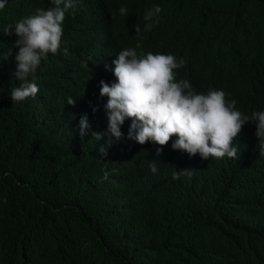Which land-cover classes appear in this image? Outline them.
<instances>
[{
	"label": "clouds",
	"instance_id": "1",
	"mask_svg": "<svg viewBox=\"0 0 264 264\" xmlns=\"http://www.w3.org/2000/svg\"><path fill=\"white\" fill-rule=\"evenodd\" d=\"M39 2L33 9L24 4L4 29L11 55L4 57L7 71L20 82L10 92L13 102L38 95L41 61L67 51L61 44L67 20L84 5ZM5 5L0 0V9ZM217 9L215 2L192 12L160 0L92 1L87 31L107 30L117 41L106 57L107 40L86 39V76L108 124L106 133H92L94 155L104 166L110 159L99 140L107 135L105 144L111 145L128 133L150 148L146 167L153 173L157 164H169L173 179L193 173L212 182L234 178V217L221 220L202 264H264V45H245L214 25ZM65 101L77 134L86 136L87 117L77 120L75 100ZM101 177L112 207H125L128 216L139 213L140 189L129 184L121 167L104 169ZM36 199L27 204L0 192V264L116 263L114 253L76 252L45 234L56 198ZM140 252L141 264L166 262L159 248Z\"/></svg>",
	"mask_w": 264,
	"mask_h": 264
},
{
	"label": "trees",
	"instance_id": "2",
	"mask_svg": "<svg viewBox=\"0 0 264 264\" xmlns=\"http://www.w3.org/2000/svg\"><path fill=\"white\" fill-rule=\"evenodd\" d=\"M92 1L84 0L83 8L67 20L61 37L67 51L41 61L38 95L21 102H13L10 96L20 82L7 71L4 57L11 55L4 29L24 4L35 8V0H6L0 9V192L27 204H35L36 198H56L49 204L53 208L55 203L54 216L42 231L76 252H111L115 264H141L140 250L156 247L163 251L159 257H164L165 264H202L211 253L221 220L234 217L230 198L234 178L212 182L193 173L173 179L169 164H157L153 173L146 167L150 148L139 146L128 133L119 140L113 138L111 145L105 144L108 136H103L99 141L110 160L102 162L104 166L96 161L93 147L97 141L92 133H106L108 124L93 98L94 83L86 76V39L107 40L106 57L117 41L110 31H87ZM160 2L192 12L215 2L214 25H223L245 45H264V0ZM66 97L75 100L71 105L77 120L87 117L86 136L77 134ZM113 165L123 169L132 187L140 189L136 215L128 216L125 207L110 204L101 173Z\"/></svg>",
	"mask_w": 264,
	"mask_h": 264
}]
</instances>
